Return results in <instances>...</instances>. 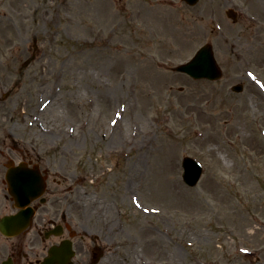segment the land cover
I'll use <instances>...</instances> for the list:
<instances>
[{
  "label": "rangeland",
  "instance_id": "obj_1",
  "mask_svg": "<svg viewBox=\"0 0 264 264\" xmlns=\"http://www.w3.org/2000/svg\"><path fill=\"white\" fill-rule=\"evenodd\" d=\"M205 43L221 78L172 70ZM263 95L264 0H0V161L45 158L122 264H264ZM158 171L183 210L158 211Z\"/></svg>",
  "mask_w": 264,
  "mask_h": 264
},
{
  "label": "flooded vegetation",
  "instance_id": "obj_2",
  "mask_svg": "<svg viewBox=\"0 0 264 264\" xmlns=\"http://www.w3.org/2000/svg\"><path fill=\"white\" fill-rule=\"evenodd\" d=\"M8 161L7 158L0 161V218L18 211L4 180L7 167L20 162L26 169L36 171L44 190L29 204L33 216L26 230L16 236L0 232V264H122L116 253L110 259L103 247L108 237L103 230L92 229L103 227L88 223L91 215L87 208L79 205L77 198L60 195L66 186H60L56 175L61 174L55 168L51 172L45 158L25 154L10 164ZM52 247L56 248L53 257L49 253Z\"/></svg>",
  "mask_w": 264,
  "mask_h": 264
},
{
  "label": "bare ground",
  "instance_id": "obj_3",
  "mask_svg": "<svg viewBox=\"0 0 264 264\" xmlns=\"http://www.w3.org/2000/svg\"><path fill=\"white\" fill-rule=\"evenodd\" d=\"M48 36L50 37L49 39H53L54 38L53 34L48 35ZM94 41H96V40H94ZM77 54H78L77 51H74L72 53V55H77ZM42 67L43 68L41 69V75L42 76L45 75V74L50 75V73H49L50 66L49 65L45 66L43 64ZM62 72H63L62 69H58V71L56 72V74H57L56 76L60 75ZM88 80L91 82V78H89ZM85 103H86V100L83 102V104L78 105V106L84 107ZM81 122H82V124H78V125H84L83 123H89L90 120L86 118V119H83ZM78 128L81 129L80 126H78ZM78 128H77V130H78ZM61 131H62L63 137L73 138V139H76V138L79 137V133H78L79 130L76 131L75 129H70V128L66 127L65 129H61ZM112 131L110 132V134L112 133ZM136 136L134 137V139L128 137V139L125 138V140H126V143L128 144V146L130 148H135V151L139 152V145L137 144V137ZM169 151L172 154V152H173L172 149H169ZM135 160L138 162V161H141L142 159H141L140 156H136ZM165 179H166L167 186L164 184L165 181L162 179V176L159 175V171H158V176L157 177L154 176L153 179H151V181H150V184L155 183V186H154L155 187L154 188L155 189V196L161 198L162 203L164 202L163 206L157 207L158 211L159 212H164V213H169L171 210H173L174 212H179V211H181L183 209L180 208L178 201L175 200V198H172L171 194L166 193L164 191V188L171 189V187H169L167 178H165ZM171 191H174V190L171 189ZM178 194H179V192H178ZM144 229L146 230V229H148V227H144Z\"/></svg>",
  "mask_w": 264,
  "mask_h": 264
},
{
  "label": "water",
  "instance_id": "obj_4",
  "mask_svg": "<svg viewBox=\"0 0 264 264\" xmlns=\"http://www.w3.org/2000/svg\"><path fill=\"white\" fill-rule=\"evenodd\" d=\"M187 1L190 3H194L195 0ZM229 15H231V13H229ZM184 68L186 69V72L196 77L206 76L208 78H216L220 75V72L214 63V59L212 58L209 45H204L201 49H199L194 58L190 62H188L184 66ZM234 90H240V87H234ZM198 172L199 167L197 166V164H195L194 162H188L185 178L189 183H193L197 180L196 178Z\"/></svg>",
  "mask_w": 264,
  "mask_h": 264
}]
</instances>
